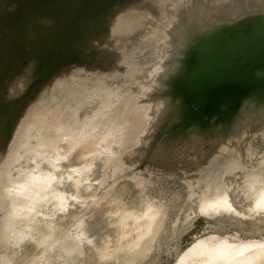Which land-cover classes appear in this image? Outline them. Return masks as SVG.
I'll list each match as a JSON object with an SVG mask.
<instances>
[{"label": "rangeland", "instance_id": "374dc122", "mask_svg": "<svg viewBox=\"0 0 264 264\" xmlns=\"http://www.w3.org/2000/svg\"><path fill=\"white\" fill-rule=\"evenodd\" d=\"M262 17L264 0H0V264H228L264 246V100L248 99L228 123L212 117L195 128L178 96L196 58ZM208 31L209 41L194 42ZM85 87L97 92L72 104L67 94ZM61 108L67 128L41 138ZM95 123L105 136L126 131L89 139L81 181L96 195L86 203L75 198L79 173L69 160ZM52 139L70 156L53 167L55 150L41 153ZM36 179L47 198L29 214L15 193ZM87 205L96 221L124 217L150 234L102 256L77 229ZM106 234L114 246L117 235Z\"/></svg>", "mask_w": 264, "mask_h": 264}, {"label": "water", "instance_id": "95a60500", "mask_svg": "<svg viewBox=\"0 0 264 264\" xmlns=\"http://www.w3.org/2000/svg\"><path fill=\"white\" fill-rule=\"evenodd\" d=\"M181 115L191 127L228 123L248 99L264 100V30L233 29L196 58L179 88Z\"/></svg>", "mask_w": 264, "mask_h": 264}, {"label": "bare ground", "instance_id": "6f19581e", "mask_svg": "<svg viewBox=\"0 0 264 264\" xmlns=\"http://www.w3.org/2000/svg\"><path fill=\"white\" fill-rule=\"evenodd\" d=\"M231 12V11H229ZM156 13H159V12H156ZM6 15V14H4ZM264 18V17H262ZM264 20V19H263ZM31 22V21H30ZM124 26V25H123ZM255 26V25H254ZM258 27H261L263 28L264 30V24H261V25H256ZM29 27V26H28ZM228 27V26H227ZM232 28V27H231ZM210 29V28H209ZM225 29V27H224ZM224 29H221V30H224ZM219 33V32H218ZM217 31L216 33L214 34H218ZM6 34V33H5ZM156 34V33H155ZM153 36L156 37L157 34ZM193 36V35H192ZM213 33L211 31H208V32H205L203 33L202 35H199L197 36L196 38H194V42L196 43H202V42H207L209 41L212 37H213ZM185 44V43H184ZM183 44V45H184ZM182 45V46H183ZM198 46V45H197ZM196 48V47H195ZM181 50V49H180ZM184 52V51H182ZM191 52V50H190ZM189 52V53H190ZM188 54V53H187ZM184 55V54H182ZM187 58V57H186ZM186 66V65H185ZM179 67V66H178ZM187 69V68H186ZM185 72V71H184ZM176 74V73H175ZM178 83V82H177ZM90 88L88 87H85L83 88L82 90L79 89V90H76L72 93H69L67 94V97L69 99L72 100V104L74 103H77L76 101L79 99V98H83V96H85V94L88 92H91V93H96L97 91L94 89V90H89ZM73 94V96H72ZM177 94V92H176ZM35 103L32 102V107L34 106ZM70 108V107H68ZM68 108H61L59 110H57L55 113H53L52 115H50L49 119L51 120L50 122H52V124H49L48 127H46L47 129L44 130V132H42V135H41V138H45L46 137V132L47 130L49 129L50 132H52V134L54 136H59L63 131H65V129L67 128V123L65 121V115L67 114V111H68ZM89 107H85V109ZM53 109V108H52ZM141 110V109H140ZM144 112V110H142ZM139 114V112H138ZM142 114V113H141ZM137 115V114H135ZM142 116V115H141ZM144 118V117H143ZM141 118V119H143ZM38 119V118H37ZM138 119V118H137ZM43 120L42 118L39 119V123ZM152 120V119H151ZM211 120V119H205V125H208V121ZM217 120V119H216ZM40 123V124H41ZM43 123L44 120H43ZM47 123V122H46ZM148 123V122H147ZM48 124V123H47ZM46 124V126H47ZM141 124V123H140ZM42 125V124H41ZM93 125V124H92ZM143 125V124H141ZM139 126V125H138ZM141 127V126H140ZM93 128L94 130L89 133L88 135H91L90 137L87 136V135H82V142L80 143V149H78V152L76 151L73 156L72 154V158L69 160L70 162V167L76 171L77 173H79V177L77 179V181L75 182L74 184V191H75V198L82 202H86L88 203V201L92 198H94L96 195V192L95 194L92 193V188L94 189L93 187V184L90 183L89 181L87 183H84L81 181V176L86 173V171H88V167H89V161H90V158L92 157V155H90L92 153V150H89L87 151L89 148L88 145L94 143V139L97 140V138L101 137H106V136H114L116 135L117 133H122L125 132V127L124 126H118L116 128V131H109V134L108 135H104L101 131H98L97 130V125L96 123L93 125ZM145 128V126H144ZM97 130V131H96ZM145 130V129H144ZM96 131V132H95ZM143 132V131H142ZM141 133V131H140ZM139 133V135H140ZM72 135V133H68L66 134L64 132V134H62L61 136H63L64 138L63 139H68L70 138ZM96 136V138L94 137L93 139H91L92 136ZM142 135V134H141ZM87 136V137H86ZM99 136V137H98ZM145 137V136H144ZM138 138V137H136ZM89 139H91L92 143H89ZM100 139V138H99ZM98 139V140H99ZM112 141V140H111ZM50 146H47L46 148L44 147V149L42 150V154H49L48 152H51V151H54L56 148H58V142H56L54 139L50 140ZM96 143V142H95ZM116 143V142H115ZM110 144V143H109ZM90 147V146H89ZM94 147V146H93ZM118 147V146H117ZM117 147H114V148H117ZM110 148V147H109ZM114 148L112 150H114ZM117 149H120L119 147ZM123 149V148H122ZM83 150H86L85 152H82ZM116 150V149H115ZM121 150V149H120ZM94 152H96L95 150H93ZM115 152V151H114ZM131 152V151H130ZM119 153V151H118ZM70 156H68V152L67 153H63L61 154L59 151L55 150V155H52V158H53V162H52V165L51 167L55 166L56 164H58L60 161L62 160H65L66 158H69ZM107 162H108V159H106ZM105 160V162H106ZM66 164V163H65ZM68 166V165H67ZM115 180V179H114ZM113 180V181H114ZM115 183V182H114ZM19 188L17 190V192L15 193L16 195H24L27 202L26 203V206H25V209L29 212H31L33 206L39 201L41 202L43 199L47 198V195L45 194H41L38 190H37V187H39L40 185V181L38 179H36V181H28V180H25V181H22L20 184H19ZM96 187V185H95ZM99 187V186H98ZM97 187V188H98ZM108 189H110L109 187H107ZM112 189V188H111ZM92 190V191H91ZM111 192V191H110ZM74 193V192H73ZM111 194V193H110ZM109 194V195H110ZM104 195V194H103ZM102 195V196H103ZM106 196V195H105ZM104 197V196H103ZM107 197V196H106ZM104 197V198H106ZM209 198V197H208ZM102 199V198H101ZM223 199V197H222ZM213 201V200H212ZM217 201V199H216ZM100 202V201H99ZM99 202H97L96 200V203L98 204ZM208 202H210V200L208 199ZM215 202V201H214ZM213 202V204H214ZM54 203H59L60 205V202L58 200H54ZM96 203H92L95 204V207L93 208H98L99 206L96 204ZM217 203V202H216ZM258 206H260L261 208H264V195L258 200ZM63 204V203H62ZM212 204V205H213ZM218 204V203H217ZM90 205V206H92ZM96 205L98 207H96ZM99 205H101L99 203ZM211 205V206H212ZM103 206V205H102ZM59 207V206H58ZM60 208V207H59ZM88 208H89V205H87L83 212H82V215H81V218L78 220L77 222V229L79 231V235L84 238L86 237V239H88L89 241H91V243H97L99 244V252L102 256H105V257H110L112 255L114 256H117L120 252L123 253V250L126 248H129L128 246L130 245H134L135 243L139 242L141 239H143L144 237H147L148 234H150V228L146 229L144 228L143 226L139 227L137 226L135 229H132L131 227H129V223L128 221L124 220L125 218L123 217L122 220H120L119 222H117L115 225H110V226H107V224L103 223V222H99V221H96L95 219H98L96 218L95 215H97L98 213H90L88 211ZM92 209V208H91ZM94 209V210H95ZM99 209V208H98ZM104 209V208H103ZM93 210V211H94ZM15 212V211H14ZM101 214V213H100ZM103 214V213H102ZM99 216V215H97ZM163 216V215H162ZM29 217V215L27 216V218ZM163 218V217H162ZM146 221V220H145ZM144 221V222H145ZM163 222V221H162ZM157 225V224H156ZM161 225V224H160ZM106 227H109V229L107 230V232L105 231ZM157 228V227H156ZM153 229V227H152ZM159 230V229H158ZM127 231H135V236H134V239L130 242H125L124 241V233H126ZM154 232V231H153ZM106 233H110L111 235H117V238H115V241H113V243L115 242V245L113 246L111 244L110 245H107V243H105V239L108 238V234ZM156 234V233H154ZM152 239V238H151ZM143 241V240H142ZM150 241V240H149ZM145 242V240H144ZM147 242V241H146ZM145 242V243H146ZM143 243V242H142ZM148 243V242H147ZM146 243V244H147ZM151 243V242H149ZM148 243V244H149ZM140 244V243H139ZM145 244V245H146ZM14 245L15 247H20L22 248L24 245L21 243V241H15L14 242ZM74 245V243L71 241V242H68L65 244V249L68 250L70 249L72 246ZM263 245V244H262ZM147 246V245H146ZM144 247L145 250L147 247ZM217 246V245H216ZM258 246V245H257ZM255 246L256 248H253L251 249L250 246L249 248L251 250L249 251H243L242 253H240L236 258H234L232 261H230L228 264H264V246H261L260 247H257ZM140 247V246H139ZM218 247V246H217ZM131 248V247H130ZM225 248V247H224ZM223 248V249H224ZM29 249V248H27ZM26 249V250H27ZM64 249V250H65ZM133 249V248H132ZM139 249V248H138ZM209 249V248H208ZM214 249V248H213ZM215 249H217L215 247ZM222 249V248H221ZM29 250H33V249H29ZM71 250H74V249H71ZM135 250V249H134ZM137 250V249H136ZM140 250H142V248L140 247ZM37 251V249H36ZM125 251V250H124ZM210 251H211V248H210ZM35 253V252H34ZM138 253V252H137ZM212 253V251H211ZM133 254V253H132ZM141 255V254H140ZM71 256V255H70ZM131 256V254H130ZM131 258V257H130ZM134 258V257H132ZM131 258V260H132ZM190 258H191V255H190ZM189 259V258H187Z\"/></svg>", "mask_w": 264, "mask_h": 264}]
</instances>
